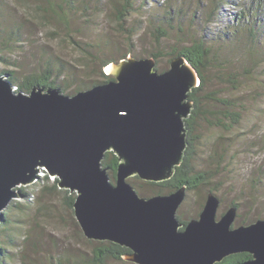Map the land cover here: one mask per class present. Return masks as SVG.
I'll return each mask as SVG.
<instances>
[{"label": "rangeland", "instance_id": "rangeland-1", "mask_svg": "<svg viewBox=\"0 0 264 264\" xmlns=\"http://www.w3.org/2000/svg\"><path fill=\"white\" fill-rule=\"evenodd\" d=\"M56 1L0 0V71L10 72L19 85L48 67L54 87L72 96L101 82L104 65L128 55L135 59L156 55L155 69L166 71L171 59L167 53L201 38L212 52L210 65L203 70L206 85L195 95L202 104L200 112L223 109L222 103L201 100L214 92L230 101L237 116L234 121L229 114L216 116L226 128L194 118L191 134L187 131L186 157L198 179L196 188L186 191L176 216L186 223L197 219L212 192L220 201L217 218L235 204L232 227L264 220V11L260 8L264 5L259 6L264 0H132L122 25L115 19L114 0H91L87 11L69 21L59 17ZM16 25H22L19 40L10 37ZM241 25L243 31L237 30ZM107 173L114 183L113 173L109 169ZM38 175L34 183L20 186L28 197L17 195L4 211L8 223L0 222V261L83 264L97 242L83 236L62 194L44 189L55 178L44 171ZM127 183L140 197L158 195L159 188L136 176Z\"/></svg>", "mask_w": 264, "mask_h": 264}, {"label": "water", "instance_id": "water-1", "mask_svg": "<svg viewBox=\"0 0 264 264\" xmlns=\"http://www.w3.org/2000/svg\"><path fill=\"white\" fill-rule=\"evenodd\" d=\"M103 69L113 80L63 95L34 86L15 92L0 76V222L15 188L34 183L40 171L59 189L75 193L73 213L83 236L130 251L133 264H222L232 255L264 264V220L232 227L236 206L216 217L220 201L208 192L197 219L186 224L176 212L186 187L140 197L127 179H171L183 161L188 94L199 77L182 56L158 73L153 58L128 57ZM118 160L114 183L102 166L105 153Z\"/></svg>", "mask_w": 264, "mask_h": 264}, {"label": "trees", "instance_id": "trees-1", "mask_svg": "<svg viewBox=\"0 0 264 264\" xmlns=\"http://www.w3.org/2000/svg\"><path fill=\"white\" fill-rule=\"evenodd\" d=\"M91 0H85V4H80L77 5L78 3L77 0H57L55 2L56 7L58 9V11L60 12L59 17L61 19H63L64 21L66 20H70L72 19L73 16H75V14L80 13L83 11V9L85 11H87L88 9H86V7L88 6V2H90ZM214 5V4H213ZM133 8L132 5V0H114V14H115V19L117 21V23L119 25H122L125 20L127 19V17H129L131 10ZM169 8H172V4L169 5ZM261 11H264V9L262 10L263 7H260ZM210 9V8H209ZM208 9V10H209ZM74 13V14H72ZM22 28V25H16V27L14 28V30L12 31L11 36L10 37H16L17 40L19 37V30ZM252 28V27H251ZM237 30H241L243 31V25H241L240 27H237ZM249 33L252 34L253 30L252 29H248ZM256 31V30H254ZM126 33H128L129 35L132 34V32L126 30ZM245 35V34H244ZM247 36V34H246ZM210 46L208 45L207 42H204L201 38H199L198 40H194L190 45L187 46H183L178 50L173 49L171 52L167 53V56L174 58L177 56H182L184 57L185 61L191 66L193 67V69L197 72L198 77H199V84L196 88H194L189 94L188 97L190 100H192L194 102L195 105V109L192 112V116H190V118H188L185 122V126L187 127V130L190 132L191 134V129L193 126V120L194 118H198L197 120H205L206 122L210 123V124H214L217 126H222L224 128H226V125H224L225 123L216 119L217 117H223V118H227L226 114H229L230 118H232V120H236L235 116H237V114L233 111H231V103L229 100L225 99H219L218 97L215 96L214 92H210L207 93L205 95H203L201 97V100L204 102H213L216 101L218 103H222L223 104V109L221 111H219V109H217V113L216 111L214 113H212L211 111L209 112H205V110H201L202 112H200V105H202L196 98V94H200L202 92L203 86L206 85L205 84V77L203 76V70H205L207 68L208 65H210ZM151 58L155 59L157 58L156 55H151ZM125 59V58H123ZM170 59V60H171ZM122 60V59H121ZM108 64L104 65L105 67ZM47 67V66H46ZM45 68V67H44ZM43 68V70H44ZM49 68L47 67V69H45L39 76L37 75H30L25 77L22 80V83L19 85H15L12 81L11 77V73L7 72V71H0V75H6L8 76L7 81L11 82L14 86H17V92H22V93H29L31 88H33L34 86H37L39 88H44V89H48V88H57L59 89L57 86H55V82H54V78L51 76V73L49 74ZM102 78L103 80L97 84H102L105 83L107 81H111L113 80L112 77H108L105 73H102ZM61 92V91H60ZM230 112V113H228ZM212 120H214L212 122ZM191 137V136H190ZM189 141V138H187V142ZM189 143V142H188ZM190 145V144H189ZM187 152H189V150L187 149L185 151V155L183 158L182 163L180 164L179 167H177L175 169V173L174 175L171 177L170 180L165 181V182H161V183H149L153 186H156L157 188H159L158 191H156V193L159 194H169L173 191H175L178 188H181L183 186H185L187 188V191L193 190L194 188H196V185L194 184V180L198 179L197 174L195 173V171L193 170L190 162H188V159L186 157ZM102 166L104 168H108L110 170V172L113 173V180L115 177V172H116V167L118 165V160L117 157L112 153V152H107L105 153V157L103 159V161L101 162ZM48 177L45 176L44 177V181L45 183L47 182ZM47 190H51V191H55L58 193L62 194V199L64 200V203L66 204V206L69 209H72L73 211V203L75 200V193H71L68 190H64V189H59L58 185H57V180L55 179L54 182L50 185V187L44 188ZM17 195L22 197V198H27L28 194L26 193L25 189L23 187L18 188L17 190ZM155 193V194H156ZM10 204V203H9ZM233 206L235 204H232ZM12 206L18 207L20 206L17 203H13ZM5 211V210H4ZM3 211V218H2V223H8V219L6 217V213ZM179 219V218H178ZM179 221L183 224H185L186 222L181 221L179 219ZM97 242V245L94 246L91 251H90V255L88 257V259L85 260V262H83V264H107L110 261H122L123 256L125 254L130 253V251L124 247H120L117 244L111 243V242ZM2 249H0L1 251ZM250 257V256H247ZM239 257H233L231 259V257L225 259L222 264H234V263H238L239 261L237 260ZM59 261V260H57ZM242 262V261H240ZM0 264H3L2 261H0ZM57 264H60L59 262H57Z\"/></svg>", "mask_w": 264, "mask_h": 264}, {"label": "flooded vegetation", "instance_id": "flooded-vegetation-1", "mask_svg": "<svg viewBox=\"0 0 264 264\" xmlns=\"http://www.w3.org/2000/svg\"><path fill=\"white\" fill-rule=\"evenodd\" d=\"M247 256H250V255H248V254H246V253H241V254H237V255H232V256H230L231 257V259L233 258V257H239L237 260L240 262V261H246V260H249L250 258H251V256L250 257H247ZM229 258V257H228Z\"/></svg>", "mask_w": 264, "mask_h": 264}, {"label": "bare ground", "instance_id": "bare-ground-1", "mask_svg": "<svg viewBox=\"0 0 264 264\" xmlns=\"http://www.w3.org/2000/svg\"><path fill=\"white\" fill-rule=\"evenodd\" d=\"M261 5H264V3H260L259 4V6H261ZM264 8H262V10H263ZM219 10V8H216V14L218 13L217 11ZM244 34L246 35V32H244ZM11 87H12V89L15 91V92H17V86H14L13 84H11ZM55 89H57V88H55ZM59 90V89H58Z\"/></svg>", "mask_w": 264, "mask_h": 264}]
</instances>
